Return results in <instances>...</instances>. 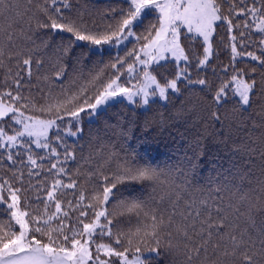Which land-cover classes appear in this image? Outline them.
Listing matches in <instances>:
<instances>
[{
	"label": "snow or ice",
	"instance_id": "obj_1",
	"mask_svg": "<svg viewBox=\"0 0 264 264\" xmlns=\"http://www.w3.org/2000/svg\"><path fill=\"white\" fill-rule=\"evenodd\" d=\"M185 91L264 128V0H0V264H264V167L128 144Z\"/></svg>",
	"mask_w": 264,
	"mask_h": 264
},
{
	"label": "trees",
	"instance_id": "obj_2",
	"mask_svg": "<svg viewBox=\"0 0 264 264\" xmlns=\"http://www.w3.org/2000/svg\"><path fill=\"white\" fill-rule=\"evenodd\" d=\"M105 0H82L89 5L104 3ZM223 36L224 33L218 30ZM219 53L217 64H227L229 52L219 41L214 44ZM170 70V69H169ZM195 75V73H193ZM137 110V124L132 126L131 134L127 138L128 144H134L138 149L145 150L154 156L167 157L176 153L187 152L192 155L199 145L201 155L199 157L200 177L207 182L209 177H215L217 168L223 164L228 166V157L233 155V150L239 146V151L233 156L234 161L242 166V171L251 167L252 172L248 179L262 175L264 157L259 155L262 133L264 128H251L249 122L241 125L237 120L225 122V126L212 123L207 119L205 111L201 110V101L196 94L189 95L186 91L180 97H173L166 107L155 106L148 114L147 119L152 121L151 127L142 131L144 117ZM163 118L164 127L159 128L158 121ZM259 121V117H255ZM94 139L93 147L103 141L111 140L117 148L124 143L125 137L117 140L112 130H106L103 123L91 129ZM86 129V139L88 138ZM139 137V140H137ZM253 147L256 151L252 154V164L246 163L249 159L248 149ZM254 182V181H253ZM163 264V262H162Z\"/></svg>",
	"mask_w": 264,
	"mask_h": 264
}]
</instances>
